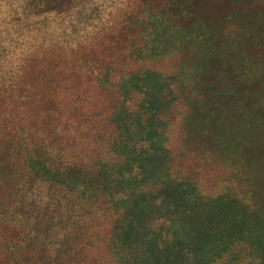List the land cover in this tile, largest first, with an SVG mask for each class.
Instances as JSON below:
<instances>
[{
    "label": "rangeland",
    "instance_id": "rangeland-1",
    "mask_svg": "<svg viewBox=\"0 0 264 264\" xmlns=\"http://www.w3.org/2000/svg\"><path fill=\"white\" fill-rule=\"evenodd\" d=\"M4 26L10 29L8 19L0 23L1 33ZM15 29L3 42L7 54L0 53L1 99L7 79L21 75L20 58L30 45L43 52L45 44V53L64 50L61 70L44 69L31 83L20 81L12 100L18 104L5 99L15 106L18 121L31 122L30 133L38 139L46 131L50 145L68 154L64 161H96L91 168L101 186L93 196L108 201L87 218L91 232L117 231L111 217L117 207H125L122 225L127 229L147 209L141 198L151 199L167 184L165 176H157L165 166H172L175 181H192L205 192L256 187L253 207L264 209V0H62L58 9L22 17ZM14 46L19 49L12 53ZM161 84L174 92V112L161 124V137L151 143L139 131L147 126L138 117L148 107L150 89ZM114 112L127 130L116 124ZM118 132L125 134L126 146L108 149L111 137L121 139ZM7 159L10 163L0 170V264H54L57 247L51 242L56 236L45 243L40 230L32 233L33 219L11 216L12 185L21 184V162ZM143 174L146 179L132 187ZM123 176L133 180H124L122 189L116 184ZM108 184L114 185L105 199ZM60 189L49 209L59 208L56 220L64 216L66 192ZM73 189L90 187L76 183ZM34 191L39 193L36 187ZM104 220H111L107 230ZM226 244L229 256L220 261L213 254L214 264L254 263L245 245L224 240ZM90 252L86 249L87 261L97 255Z\"/></svg>",
    "mask_w": 264,
    "mask_h": 264
},
{
    "label": "trees",
    "instance_id": "trees-1",
    "mask_svg": "<svg viewBox=\"0 0 264 264\" xmlns=\"http://www.w3.org/2000/svg\"><path fill=\"white\" fill-rule=\"evenodd\" d=\"M61 5L62 0H0V23L8 19L9 28L16 31L15 27L22 17L30 18L41 12L58 9ZM10 29L4 26V31H0V53L5 55L7 46L4 47L3 42ZM42 48L43 52L37 45H30L29 51L20 58V63H23L21 75L14 79L13 74L7 79L10 83L4 86L5 96L0 98V122L3 120L0 130L10 133L0 136V170H3L1 166L10 163L7 157H11V161L15 159L21 162V184L19 187L12 185L14 189L11 195L15 198V205L11 216L14 218L13 214H19L22 221L33 219L36 228L32 233L38 235L37 230H40L39 236L45 238V243H48L52 234L56 236L51 242L57 247V260L54 264H214L213 254L218 253L217 259L220 261L229 256L227 244L222 245L224 240L245 245L254 261L252 264H264V209L253 207L252 200L259 194L258 190H255L256 187H222L218 192H205L199 184L192 181H175L176 172L172 166H165L157 174L160 178L165 176L167 184L161 193L151 195V199L141 198L147 209L139 216L134 212L133 216L137 215V219L130 221L127 229L122 225L127 219V214L121 213L125 207H117L116 214H111V217H115L116 224L118 223L117 231L107 228L111 226V220H104L102 225L106 227L105 230L108 229L107 233L91 232L92 221H87V218L95 215L96 210L101 208L102 201H108L101 200L100 196H93L97 187L101 186L99 175L94 174V168H91L96 161L88 164L70 159L64 161L63 158H68V154L65 155L50 145L46 131L37 139L34 132L30 133L27 129L31 128V122L18 121L14 112L13 104L18 102L13 103L12 100L18 97L15 92L20 81L31 83L32 76L43 75L44 69L48 72L50 69L63 68L62 47L47 51L50 53H45L48 48L45 44H42ZM16 49H19V46H14L12 53L17 51ZM206 50L208 49L202 47L201 51L208 52ZM54 58H57L56 62H52ZM165 84L150 89L148 107L138 117V122L147 126V129L140 127L139 131L148 134L151 143L161 137L164 130L160 129L161 124H167L169 116L174 112V92ZM5 97L13 104H7ZM115 117L119 128L127 130L128 125H124L127 123L122 121L123 118L118 115ZM130 132L137 133L134 127H131ZM118 135L121 139L117 141L111 137L108 149L116 150L120 146H126L125 134L118 132ZM136 158L139 163L143 161L141 155ZM6 168L11 170L9 165ZM142 172L146 174V169ZM146 175L143 174L131 186H138L146 179ZM129 179L133 180L129 176L118 177L116 187L123 189L124 180ZM76 183L89 185L90 189H73ZM112 185L108 184L103 189L105 199H108V189ZM60 186H63L66 192L64 216L56 220L53 215H58L59 208L56 206L52 211L49 209L54 196L60 193ZM34 187L39 193L34 191ZM149 200L154 201L150 203ZM46 214H51L48 216L51 218H47L45 223H40V218ZM53 229L58 231L52 233ZM219 231L221 233L217 236ZM91 236L94 238L91 239ZM86 249L89 253L97 252L93 259L90 257L92 261H87L89 257H86ZM69 255H72V258L67 259ZM74 258L76 260L72 261Z\"/></svg>",
    "mask_w": 264,
    "mask_h": 264
}]
</instances>
